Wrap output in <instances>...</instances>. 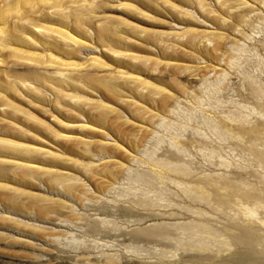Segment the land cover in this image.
Returning <instances> with one entry per match:
<instances>
[{
	"label": "rangeland",
	"instance_id": "374dc122",
	"mask_svg": "<svg viewBox=\"0 0 264 264\" xmlns=\"http://www.w3.org/2000/svg\"><path fill=\"white\" fill-rule=\"evenodd\" d=\"M0 264H264V0H0Z\"/></svg>",
	"mask_w": 264,
	"mask_h": 264
},
{
	"label": "bare ground",
	"instance_id": "6f19581e",
	"mask_svg": "<svg viewBox=\"0 0 264 264\" xmlns=\"http://www.w3.org/2000/svg\"><path fill=\"white\" fill-rule=\"evenodd\" d=\"M255 213H256L255 210H253V209H252V210H249V214H250V215L254 216Z\"/></svg>",
	"mask_w": 264,
	"mask_h": 264
},
{
	"label": "clouds",
	"instance_id": "9594fccd",
	"mask_svg": "<svg viewBox=\"0 0 264 264\" xmlns=\"http://www.w3.org/2000/svg\"><path fill=\"white\" fill-rule=\"evenodd\" d=\"M24 23H28V21L25 20Z\"/></svg>",
	"mask_w": 264,
	"mask_h": 264
}]
</instances>
